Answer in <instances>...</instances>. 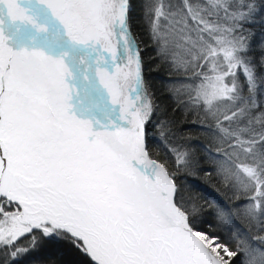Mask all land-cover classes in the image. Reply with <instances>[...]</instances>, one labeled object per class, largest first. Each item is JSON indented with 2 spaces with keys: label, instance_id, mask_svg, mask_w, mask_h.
Returning a JSON list of instances; mask_svg holds the SVG:
<instances>
[{
  "label": "snow or ice",
  "instance_id": "6c2138e0",
  "mask_svg": "<svg viewBox=\"0 0 264 264\" xmlns=\"http://www.w3.org/2000/svg\"><path fill=\"white\" fill-rule=\"evenodd\" d=\"M133 6L0 0V264H264V0Z\"/></svg>",
  "mask_w": 264,
  "mask_h": 264
},
{
  "label": "trees",
  "instance_id": "16d2710c",
  "mask_svg": "<svg viewBox=\"0 0 264 264\" xmlns=\"http://www.w3.org/2000/svg\"><path fill=\"white\" fill-rule=\"evenodd\" d=\"M133 18H134V20H137V21L140 18L139 0H134ZM143 39L145 40V42H147V37L146 36H144ZM151 54L152 53L150 51L149 52H146L145 53V59L147 60L148 56H150ZM162 75L163 74H161L160 76H154L153 77V79L155 80V83H156V87L157 88L160 87ZM163 102L171 105V101L167 97H165L163 99ZM176 119H177V122L178 123L182 119V117L180 116L179 113H176ZM185 179L186 178L184 176L179 175V174L177 175V182L178 183H183L185 181ZM188 183H193V181L189 180ZM196 183H199V184L205 186V189L206 190L200 193L205 198L211 199L213 196L217 195V193L214 191V187H213L215 185V182L214 181H205L202 174H201V179L199 181H197ZM216 187H218V185H216ZM220 194L221 195L223 194L222 191H221ZM70 259H72L74 261H81V264H85V262L82 261V258L79 257V256H77V255L71 256Z\"/></svg>",
  "mask_w": 264,
  "mask_h": 264
},
{
  "label": "rangeland",
  "instance_id": "374dc122",
  "mask_svg": "<svg viewBox=\"0 0 264 264\" xmlns=\"http://www.w3.org/2000/svg\"><path fill=\"white\" fill-rule=\"evenodd\" d=\"M24 243H26V241H23V240H22V241H21V244H24Z\"/></svg>",
  "mask_w": 264,
  "mask_h": 264
}]
</instances>
